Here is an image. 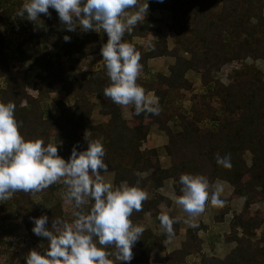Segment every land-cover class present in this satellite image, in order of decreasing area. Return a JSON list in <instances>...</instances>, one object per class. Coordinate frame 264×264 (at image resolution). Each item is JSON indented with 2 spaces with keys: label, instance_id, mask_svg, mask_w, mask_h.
<instances>
[{
  "label": "trees",
  "instance_id": "16d2710c",
  "mask_svg": "<svg viewBox=\"0 0 264 264\" xmlns=\"http://www.w3.org/2000/svg\"><path fill=\"white\" fill-rule=\"evenodd\" d=\"M23 2L0 0V102L15 104L21 134L27 139H41L45 145L56 143L58 154L65 160L74 146L83 151L88 140L99 139L105 148L107 171L114 173L113 186L127 182L152 192L142 202V210L132 213V222H138L147 212L157 217L161 213L159 204L170 203L171 200L158 191L167 178L174 179L178 195L181 194L178 182L181 174L201 175L208 184L218 179L228 182L233 187L231 199L246 197L243 209L232 217L231 232L225 238L236 241L237 246L224 258L203 254L198 264H264V228L257 233L264 224V208L256 207L264 205V72L244 63L248 58L264 60V0H147L145 19L124 37L140 54L142 67L137 84L146 94L152 92L158 98L161 111L159 115L147 112L136 115L130 105V119L123 115L121 105L103 96V89L109 84L104 61L98 63L89 76H80L77 72L80 57H101L100 48L107 42V34L102 29L81 32L79 26L68 32L51 8V15L42 14L37 23L15 17ZM140 2L146 3V0ZM159 11L171 14L170 21L164 25L173 44L168 39L146 38L158 22L164 23L155 16ZM3 24L18 39L19 48L32 43L31 63L22 65L8 55ZM65 35L71 37L69 42L64 41ZM136 38L138 41L134 40ZM50 49L57 51L52 54ZM181 50L186 55L181 54ZM165 56L176 58L175 63L169 65L170 73L160 71L154 80H149V60ZM226 64H233L235 71L230 82L223 84L212 76V71H221ZM35 65L44 72L37 74L30 90L29 73ZM189 69L200 75L201 91H196L193 82L186 77ZM57 87L62 95L54 104L44 101L57 95ZM182 90L191 92L188 110L181 100ZM216 105L221 108V114ZM53 106L58 109L56 116ZM96 106L108 117L107 122H92ZM176 120L179 122L173 126ZM154 126L168 137L164 146L170 158L168 167L162 165L158 149L149 142ZM246 152L252 154L250 163L245 158ZM226 154L231 166L217 165L216 157ZM126 158L132 160L130 164L124 163ZM62 185V197L56 195L60 184L54 183L36 193L15 192L11 199L0 202V217L8 227L6 236L9 239L25 236L23 240L32 242L37 251L46 250L48 239L33 234L32 219L47 215L46 227L51 228L56 217L65 221L68 211H85L83 205L77 209L73 201H67V186ZM39 194L52 200V205L44 211H35L33 206L32 199ZM218 199L223 203V199ZM92 203L89 200L85 205L90 207ZM221 204L215 215L217 222L227 213ZM200 227L197 224L194 231L187 234L181 248L167 253L163 264L186 263L193 251H201ZM164 237H168L166 233ZM150 238V231L144 230L133 245H145ZM158 239L154 237L152 242L156 244ZM10 245L11 242L7 244ZM111 247L114 246H107L106 250L110 252ZM150 251L151 248L143 251L136 260L150 264ZM17 252L11 253V263L25 264L26 256Z\"/></svg>",
  "mask_w": 264,
  "mask_h": 264
},
{
  "label": "clouds",
  "instance_id": "9594fccd",
  "mask_svg": "<svg viewBox=\"0 0 264 264\" xmlns=\"http://www.w3.org/2000/svg\"><path fill=\"white\" fill-rule=\"evenodd\" d=\"M50 8L68 32L79 26L83 31L102 29L107 34V42L100 48L109 79L102 92L104 97L121 106L132 105L136 115H159L158 98L146 94L136 82L142 67L140 54L123 39L145 19L147 0H24L14 16L37 23L41 14L51 15ZM63 39L69 42L71 37L65 35ZM15 107L12 102H0V202L8 201L15 192L36 193L57 182L67 186L66 199L74 201L77 209L93 201L86 214L74 212L71 223L56 217L48 228L47 215L33 218V234L47 238L48 247L43 253L30 250L25 264H114L107 246L116 249V260L131 261L132 246L144 232L142 226L133 225L131 216L142 210L147 192L138 184L122 182L114 187L105 181L100 173L107 171L108 165L99 139L88 140L83 151L74 146L65 160L58 154L57 144L25 138L15 118ZM216 163L231 166L227 154L216 157ZM178 182L181 194L175 204L187 214L186 224L194 223L209 200L212 205L222 203L217 198L222 187L217 185L210 195L209 184L201 175L181 174ZM157 218L171 239L173 224L179 222V217L161 212Z\"/></svg>",
  "mask_w": 264,
  "mask_h": 264
},
{
  "label": "crops",
  "instance_id": "0c3cea01",
  "mask_svg": "<svg viewBox=\"0 0 264 264\" xmlns=\"http://www.w3.org/2000/svg\"><path fill=\"white\" fill-rule=\"evenodd\" d=\"M161 22L162 21L158 22L156 25H159L161 27L162 26ZM165 23H167V21H165ZM79 31L82 32L83 30L80 29ZM88 31H96V30H88ZM151 33L153 36H156V34H157V32L154 29L152 30ZM123 39L129 43L127 38L123 37ZM52 50L57 51L56 49H50V52H52ZM24 59H27V55H24ZM84 59L85 60L86 59H88V60L89 59H97L99 63L103 61L102 57H100L98 55L87 56ZM170 60H171L170 56L158 57V58H153V59L149 60V63H148L149 64V69H148L149 72L147 74L152 75V74H155V73L160 72V71L165 73L166 69L172 63ZM80 61L83 62V59H81ZM168 61H170V62H168ZM34 67H36L38 69L39 73L44 72V69L42 67H40L39 65H35ZM34 67H33V69H34ZM31 71H30V73H31ZM29 76H31V74H29ZM36 77H37V75H35V79H36ZM93 112H94V110H93ZM99 114L101 115V122L100 123H105L108 121L107 116L102 115L100 113V111H99ZM92 115H93V113H92ZM123 115H124V113H123ZM153 131H154V128L152 127L151 132H153ZM156 134H158L157 135V136H159L158 138L157 137L151 138V134H150L149 142L154 147H157L160 150L165 149L164 146L166 145V143L168 141L167 135L163 131L160 132V130H159V132H156ZM159 138L162 139L161 140L162 141L161 147H158L157 146L158 144H154L155 140L159 139ZM160 161H161V158H160ZM161 163L164 167H168L170 165L169 156H168V158H166L165 161H161ZM101 175L104 177V179H106L105 180L106 182H111L113 184L114 173L112 171L102 172ZM173 183H174V181L172 178H167V179H165L163 186L158 190L159 192H161L162 194H164L165 196H167L171 200L169 204L161 202L159 204V209L161 212H167L170 217H179V222H177V224L175 225V228H174L176 233L174 234V236L171 239H169L168 237L162 238V236L165 232L160 226V221L157 218L158 216L154 217L149 212L145 213L144 216L138 222H133V225H140L144 228V230H149L150 234H151V238L149 240H147L145 245H133L132 246L133 257L131 260H134L133 264H147V262L144 260L137 261L136 259L139 258L141 256L142 252L147 250L148 248H151L150 255H149V263L150 264H163L165 262L166 254L171 252V251H174L176 249L181 248L183 242L186 240L187 234L190 231H194L195 226L197 224H200V223H201V225H200L201 227L198 229V234L204 240L203 246H205L207 244V247H208V248L204 249V252H206V253L211 252L210 255H214V256H218L220 258H224L227 254L230 253V251L233 249V247H235L236 244L234 242L227 243L226 241L221 243V241H220L221 232L223 233L224 231H226L225 233H229L230 229H229V224L227 222H225V224L227 225V228L225 229V227L222 228L221 225L218 224L220 222L215 221V215L218 213V205H212L210 203V200H209V202L206 203V205L204 207L203 213L195 217L194 223L192 225L186 224V223H184V219L186 218L187 214L184 213L179 208V206H177L175 204V198L179 195L176 193L175 188L173 187ZM217 185H220L222 187V191L218 194L217 198H221L224 200L223 203L221 204V208L222 209L224 208L227 211L225 218L227 217V219H228V217L232 215V212L236 211L237 213H239L243 209L244 204H245V198L244 197H238V198L229 200V198L233 192V187L228 182L220 180V179L216 180L214 183L209 184L210 195H211V192L215 190V187ZM147 194L149 197L152 194V192L151 193L147 192ZM221 223L224 224L223 222H221ZM221 235H223V234H221ZM154 237L155 238L159 237L156 244H154L152 242V239ZM110 253H113V255H111L109 258L114 261V264H120V263L125 262V261L116 260V256H115L116 249L114 247H111ZM189 258L195 259V256L193 254H191V255H189Z\"/></svg>",
  "mask_w": 264,
  "mask_h": 264
},
{
  "label": "rangeland",
  "instance_id": "374dc122",
  "mask_svg": "<svg viewBox=\"0 0 264 264\" xmlns=\"http://www.w3.org/2000/svg\"><path fill=\"white\" fill-rule=\"evenodd\" d=\"M263 13H264V10H263ZM155 16L158 19V21H159V19L162 18L164 20V23H165V21L168 22L171 19V14H170L169 11H159V12L156 13ZM164 23L162 24L161 27L159 25H155L154 30L157 32L156 36H153L151 32H148V34L146 35V38L149 39V40L150 39L154 40V38H156V39H160V38L161 39H168V40H170L171 44H173V38H172L169 30H167V28L164 25ZM1 28H2L3 31H5V35H6L5 50L8 53V55L11 58H13L17 63H20L22 65H26V64H29L30 62H32V59L29 58V56L33 52L32 43L31 42H27L22 48H19L18 39H16V37L10 32L9 27L7 25L3 24V25H1ZM134 40L138 41V38H136ZM54 52H56V51L52 50L51 53L54 54ZM181 54L186 55V52L184 50H181ZM24 55H27V59H24ZM170 57H171L170 61L172 62L171 63V65H172V64L175 63L176 58L174 56H170ZM84 58H86V57L82 56V57H80L78 59L79 63H77V72L80 74V76H89L91 70L93 68L97 67L99 62H98L97 59H89V60L86 59L85 60ZM81 59H83V62L80 61ZM76 60H77V58H76ZM170 61H168V62H170ZM244 63L251 64L252 66H254V67L258 68L259 70H261V72H264V60L259 59V60L255 61L253 59H249L248 58V59L245 60ZM234 71L235 70L233 68V64H226L224 66V68L221 69V71L217 70V69H213L212 76L214 78L220 80L223 84H228L230 82L231 74H233ZM37 73H39V71H38V69L36 67H34V69L31 71V73H29V74H31V76H29V84H28V86H29L28 88L30 90L32 89V84L36 80L35 79V75H37ZM169 73H170V71H169V67H168L166 69L165 74H169ZM155 75H156V73L152 74V75H148L149 80H151V81L154 80ZM186 77L193 82L196 91H201V89H202V81H201L200 75H198L194 70L189 69L186 72ZM56 90H57V95H55L53 97L45 98L44 101H47L51 105H53L55 100L57 98H59L60 95H62V92H61L59 87H57ZM182 92L184 93V96H183V98L181 100L184 103L185 109L188 110L189 107H190V104H191L190 103V99H189L190 95H191V92L190 91H184V90H182ZM151 95L154 96V94L152 92H151ZM121 107H122L124 116L127 119H130L131 116H132L131 115L130 105L121 106ZM215 107L217 109V112L221 114L222 113L221 108L219 106H217V105ZM53 114L55 116L58 115V109L55 108V107L53 108ZM92 121L94 123H100L101 122V115L99 114V106H96L95 109H94V112H93V115H92ZM178 122H179V120L178 121L177 120L173 121L172 125L174 126L175 124H178ZM153 128H154V131L150 133L151 134V138H153V137H157L158 138L159 136H157L158 134H156V132H159V129L157 127H155V126ZM160 132H162V130H160ZM161 140H162L161 138L156 139L154 144H158L157 146L161 147V145H162V141ZM53 144H56V143L53 142ZM155 148L158 149L157 147H155ZM158 154H159V156L161 158V161H165L166 158H168V155H167L165 149H161V150L158 149ZM245 158L248 161V163H250L251 162V158H252V154L250 152H246L245 153ZM130 161H132V160L128 159V158L124 159V163H126V164H130L131 163ZM173 181H174V179H173ZM57 183L60 184V187L56 191V195L58 197H62L61 192H62L63 185H62L61 182H57ZM244 198H245V201H246V197H244ZM32 200H33V206H34L35 211H44L47 207L52 205L51 198L49 196L45 195V194L36 195V196L33 197ZM229 200H231V198H229ZM90 207L88 205L87 206L83 205L82 209H84L85 211H83L82 213H87L90 210ZM256 207L264 208V205L263 204H257ZM76 211H78V210L68 211L66 213L67 217H66L65 221L68 222V223H71L73 221V219H75L73 213L76 212ZM236 213H237L236 211L232 212V215L229 216L228 219H227V217L226 218L224 217V219L222 221H220V223H218L219 225H221L222 228L225 227V229H226L227 225L225 224V222H227L229 224V229H230L229 233L231 232V227H230L231 219L234 216V214H236ZM221 222H223L224 224H222ZM200 225H201V223H200ZM263 228H264V224L261 226L260 229H258L257 233L259 234L262 231ZM7 231H8V227H7L6 223L0 217V264H12L11 261H10V256H11V253L14 250L18 251L17 253L20 256H22V257L26 256L27 253L30 250H33V249L37 250V247L32 242H28V241L25 242V240H23V239H25L24 235H23L24 237L20 236L19 239H14V238L9 239V237L6 236V234H7L6 232ZM225 232L226 231H224L223 233L221 232V234H223V235L220 234L221 243H223L224 241H226L227 243L234 242L236 244L235 245V247H236L237 246V242L236 241H234V240L233 241H227L225 239L226 238V234H228V233H225ZM202 241L204 242L203 239H202ZM10 242H11V245L8 247L7 244H9ZM203 242L201 243L202 250L199 251V252L193 251V253H192L195 256V259L194 258H189V256H188L186 263H183V264H198L200 262V259H201L203 254L210 255L211 252H209V253L204 252V249H206L208 247H207V244L205 246H203ZM235 247H233V249ZM39 251L41 253H43L45 250L40 249ZM132 261H134V260H132ZM138 261H141V260H138ZM125 262H123V263H125ZM120 264H122V263H120Z\"/></svg>",
  "mask_w": 264,
  "mask_h": 264
}]
</instances>
